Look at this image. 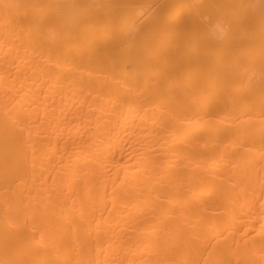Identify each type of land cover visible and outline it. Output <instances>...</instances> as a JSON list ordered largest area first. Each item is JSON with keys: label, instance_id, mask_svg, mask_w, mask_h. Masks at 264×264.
I'll use <instances>...</instances> for the list:
<instances>
[{"label": "bare ground", "instance_id": "1", "mask_svg": "<svg viewBox=\"0 0 264 264\" xmlns=\"http://www.w3.org/2000/svg\"><path fill=\"white\" fill-rule=\"evenodd\" d=\"M0 264H264V0H0Z\"/></svg>", "mask_w": 264, "mask_h": 264}]
</instances>
